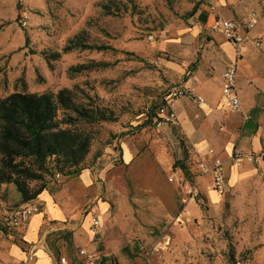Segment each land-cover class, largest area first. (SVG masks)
<instances>
[{
	"label": "rangeland",
	"instance_id": "rangeland-1",
	"mask_svg": "<svg viewBox=\"0 0 264 264\" xmlns=\"http://www.w3.org/2000/svg\"><path fill=\"white\" fill-rule=\"evenodd\" d=\"M108 1L0 0V98L13 92L74 89L79 104L98 106L115 118L90 126L93 141L82 164L90 186L77 219L66 221L69 229L46 237L56 264L59 258L85 264L81 249L101 256L105 264H230L231 248L233 264H264V165L243 163L235 174L227 169L228 189L220 197L211 190L210 178L199 176L197 151L211 147L226 160L231 147L243 149L226 121L219 125L212 114L189 104L190 127L208 121L214 123L210 128L216 138L226 136L219 143L209 136L201 146L190 142L181 122L156 128L151 121L140 127L147 120L146 108L181 86L189 70L197 67L212 77L220 53L215 38H222L214 21L241 20L256 9L263 16L262 0H133L134 11L129 0H113L118 12L106 15L100 6ZM194 5L196 12L188 17ZM199 11L212 15L211 26L202 24L206 16L196 18ZM79 32L88 43L115 51L74 50L47 63L43 54L61 52ZM216 82L214 76L211 83ZM186 101L175 106L181 104L183 111ZM260 125L256 152L264 148V122ZM177 161L186 173L176 167ZM64 179L47 176L45 182L65 189V197L72 199L65 205L70 210L80 202L78 183L73 177ZM189 188L195 190L194 202ZM15 196L12 184L1 185L0 264H17L7 257L12 243L28 251L17 234L20 228L6 226L19 204ZM99 204L105 206L103 212ZM92 216L101 223L95 231Z\"/></svg>",
	"mask_w": 264,
	"mask_h": 264
},
{
	"label": "trees",
	"instance_id": "trees-1",
	"mask_svg": "<svg viewBox=\"0 0 264 264\" xmlns=\"http://www.w3.org/2000/svg\"><path fill=\"white\" fill-rule=\"evenodd\" d=\"M129 1L131 9L136 10L134 1ZM113 3L109 0L102 4L101 10L106 15L115 14L119 7ZM195 12L196 5L188 17ZM74 50L115 51L111 46L88 43L83 32H79L66 41L61 52L43 56L49 63ZM75 91L63 88L56 93L13 92L0 98V187L12 184L20 204L32 202L46 190L47 176L59 174L69 178L82 171L93 141L90 126L115 119L112 112L98 106L85 108L79 104ZM85 97L91 100L89 96ZM161 103H164L163 97L157 104ZM151 121L152 116H148L140 127ZM175 164L186 173L181 161ZM31 183L39 184L31 186ZM228 259L230 264L234 263L232 248Z\"/></svg>",
	"mask_w": 264,
	"mask_h": 264
},
{
	"label": "crops",
	"instance_id": "crops-1",
	"mask_svg": "<svg viewBox=\"0 0 264 264\" xmlns=\"http://www.w3.org/2000/svg\"><path fill=\"white\" fill-rule=\"evenodd\" d=\"M262 4L264 5L263 0ZM255 11L259 15V23L253 31L249 32L243 58L239 61L237 67L236 88L241 105V114L227 116L230 112L224 107V101L220 91L222 73L233 58L232 49L223 37L216 36L215 38L220 53L219 56L216 57L219 64L214 69L212 77L207 78L200 68L194 67L187 72L185 81L181 85L187 90H191L202 96L205 101L203 105L198 106L193 99H188L184 102L186 109L183 111L180 110L181 104H176V106L175 104L173 105L178 116V124L181 122V125L186 129L187 137L195 146L204 145L205 140L209 136H212V141L215 143L223 142L222 140H225L226 136L223 139L220 138V140L216 138V134L211 132L212 130L210 128V124H214L212 122L209 123L207 121L203 124L198 123L196 127L192 125L190 127L189 120L192 117V110L188 107L189 104H193L206 115L212 114L211 119L218 121L219 125L226 121L225 124L230 128L229 134H231L235 140L244 143L242 148L245 150L242 149V151L256 152V149H258L256 141L259 137L261 128L260 123L262 124V122H264V14L262 16L258 9ZM205 16L202 11H199L196 18L202 20L205 17L202 24L211 26L213 20L212 15L209 17L207 15ZM218 19L220 18L216 20ZM197 29L199 28L196 27L194 30L197 31ZM255 41H259L261 52L258 51L259 48L254 46ZM221 52H223V55ZM214 76L217 82L212 84L211 79ZM242 116L245 119L243 122L241 121ZM236 126H239V129L234 132ZM248 143H251V145ZM249 146L252 147V149L248 150L247 147ZM232 151L233 147H231L230 153ZM215 152L221 158L216 150ZM230 153H228V156ZM228 156H226V160ZM229 170L232 171L233 174L237 173L236 169ZM71 177L76 178V183H78L77 193H79L80 202L77 203V205L73 204V207L68 210L65 205L68 200L72 203V199L70 196L65 197V189H62L60 184L58 186L55 184L47 186L46 190L37 197V201L41 204L40 212L32 215L17 232L20 237V242L26 249L28 248V251L22 250L18 245L12 243V245L10 244L8 246L7 257L17 264H56L54 255L46 246V237L52 232L64 231L70 228V225L67 224L66 221H75V219H77V208L83 203V193L90 186V176L87 170H82L77 175ZM15 199L19 201V206L20 197L18 194L15 196ZM97 209L103 212L105 206L99 204Z\"/></svg>",
	"mask_w": 264,
	"mask_h": 264
},
{
	"label": "built area",
	"instance_id": "built-area-1",
	"mask_svg": "<svg viewBox=\"0 0 264 264\" xmlns=\"http://www.w3.org/2000/svg\"><path fill=\"white\" fill-rule=\"evenodd\" d=\"M264 2V0H263ZM259 23V15L255 10H250L244 18L237 19H223L220 18L214 22L213 29L220 33L224 40L230 45L233 58L231 63L224 69L221 82L220 91L224 101L225 109L232 114H241L240 100L237 94L236 78L237 67L239 61L243 58L245 44L249 32L254 30ZM26 23H24L25 25ZM256 48L260 47L259 41L254 42ZM193 99L198 106L204 104L202 96L196 94L191 90H187L182 86L171 88L164 96V103L154 104L147 107L144 115L146 118L152 116L153 124L156 128L164 125L178 124V116L173 108V105L178 101ZM220 130H223L222 128ZM200 156L198 160L199 176H208L210 178L211 190L217 193L220 197L227 191L226 170H239L243 163L250 166L264 165V148L258 152H243L233 150L227 160L221 159L213 148L207 147L203 153L197 152ZM61 176L55 174V178L59 179ZM187 194L190 201L194 202L196 196L195 190L189 188ZM41 204L37 199L32 202L23 203L17 206L7 216L6 226L10 229L20 228L32 216L39 213ZM90 226L92 231L101 227L98 216L90 218ZM80 257L86 261L85 264H105V259L101 256H95L94 253L84 249L79 250ZM57 264H68L65 258H59Z\"/></svg>",
	"mask_w": 264,
	"mask_h": 264
},
{
	"label": "bare ground",
	"instance_id": "bare-ground-1",
	"mask_svg": "<svg viewBox=\"0 0 264 264\" xmlns=\"http://www.w3.org/2000/svg\"><path fill=\"white\" fill-rule=\"evenodd\" d=\"M216 193V192H215ZM217 194V193H216Z\"/></svg>",
	"mask_w": 264,
	"mask_h": 264
}]
</instances>
